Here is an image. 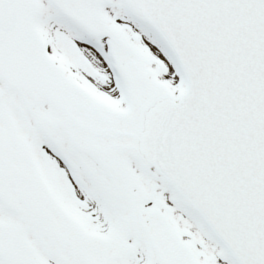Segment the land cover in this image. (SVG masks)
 <instances>
[{
	"label": "snow or ice",
	"instance_id": "6c2138e0",
	"mask_svg": "<svg viewBox=\"0 0 264 264\" xmlns=\"http://www.w3.org/2000/svg\"><path fill=\"white\" fill-rule=\"evenodd\" d=\"M0 264H264V0H0Z\"/></svg>",
	"mask_w": 264,
	"mask_h": 264
}]
</instances>
